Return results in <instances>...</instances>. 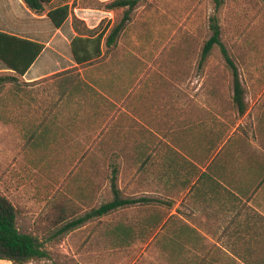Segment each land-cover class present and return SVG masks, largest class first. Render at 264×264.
Wrapping results in <instances>:
<instances>
[{
    "label": "crops",
    "instance_id": "obj_1",
    "mask_svg": "<svg viewBox=\"0 0 264 264\" xmlns=\"http://www.w3.org/2000/svg\"><path fill=\"white\" fill-rule=\"evenodd\" d=\"M109 1L52 0L39 14L0 0V32L44 45L24 74L0 60L15 134L39 140L51 125L59 150L91 166L82 200H55L46 217L45 200H23L25 229L12 200L43 251L21 264H116L115 254L123 264H264V51L235 62L237 101L233 85L196 83L179 0L140 1L106 52L126 10ZM63 5L70 14L56 27L48 12ZM100 33L101 58L75 60L73 39ZM114 167L122 197L135 200L77 224L113 201ZM102 188L111 198L100 200Z\"/></svg>",
    "mask_w": 264,
    "mask_h": 264
},
{
    "label": "rangeland",
    "instance_id": "obj_2",
    "mask_svg": "<svg viewBox=\"0 0 264 264\" xmlns=\"http://www.w3.org/2000/svg\"><path fill=\"white\" fill-rule=\"evenodd\" d=\"M179 5L181 26L178 35L188 43L186 54L195 65L196 83L232 86V69L221 46L213 48L204 65L201 61L204 44L213 33L210 23L216 10L214 0H179ZM217 15L222 41L238 66L241 56L264 51V0H224ZM10 102L11 93L7 89L0 96V190L20 208L24 207L19 224L25 229L27 222L23 218L28 212L23 200H42V206L45 200L46 205L40 213L43 217L52 213L55 200H82L81 195L91 191L85 179L90 177L91 166L85 165L90 158H81L75 164L78 158L70 160L59 150L61 141L51 125L46 127L39 140L28 139L27 135L19 139L10 123ZM63 169L65 172L61 173ZM100 191V200H108L113 195L108 188ZM114 257L116 264H123L125 256L115 254Z\"/></svg>",
    "mask_w": 264,
    "mask_h": 264
},
{
    "label": "trees",
    "instance_id": "obj_3",
    "mask_svg": "<svg viewBox=\"0 0 264 264\" xmlns=\"http://www.w3.org/2000/svg\"><path fill=\"white\" fill-rule=\"evenodd\" d=\"M52 0H25L27 5L36 13H43L45 6ZM140 0H112L103 3L107 9H116L125 7L124 16L121 21L117 22L110 30L106 39V52L112 51L118 39L131 21V12L139 4ZM215 15L211 17L210 27L213 31L211 37L205 42L202 52V58L208 57L216 45L221 46L223 54L226 56L229 66L233 73L234 100H241L242 83L238 68L234 59L228 53L227 48L222 41V30L219 23L218 11L224 4V0H214ZM70 14L68 5H63L48 12L56 27H60ZM78 19L75 17L74 22ZM104 34L100 33L91 36H76L71 44L75 60L79 63L93 62L101 58L102 41ZM44 49V45L16 36L0 32V60L3 64L16 71L24 74L34 61L38 58ZM11 78L0 76V92L4 89L6 83ZM119 170L113 168L112 173V191L114 199L86 214L83 218L77 219V224L83 223L88 218L95 215H101L115 209L120 204L128 203L131 198H123L121 190L117 185ZM19 209L7 194L0 190V259H7L14 264H21L30 259L43 255L42 244L39 238L23 233L18 226Z\"/></svg>",
    "mask_w": 264,
    "mask_h": 264
}]
</instances>
